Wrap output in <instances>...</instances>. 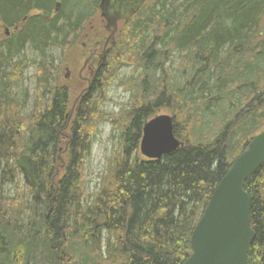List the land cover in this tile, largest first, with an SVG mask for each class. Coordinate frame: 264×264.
Wrapping results in <instances>:
<instances>
[{
    "label": "trees",
    "instance_id": "obj_1",
    "mask_svg": "<svg viewBox=\"0 0 264 264\" xmlns=\"http://www.w3.org/2000/svg\"><path fill=\"white\" fill-rule=\"evenodd\" d=\"M100 4L0 0V264H184L216 188L264 132V0H146L120 23L125 35L107 47L70 119V91L55 83L47 52L78 43ZM119 42L145 70L134 83L142 102L127 112L115 166L88 202L80 181L92 120L103 119L94 103L104 97L111 60L119 61ZM27 48L40 58L37 103L48 102L25 117L7 89L22 80L16 60ZM171 51L181 67L167 68ZM162 108L172 111L183 146L151 161L140 153L143 126ZM245 191L256 234L249 264H264V166Z\"/></svg>",
    "mask_w": 264,
    "mask_h": 264
},
{
    "label": "rangeland",
    "instance_id": "obj_2",
    "mask_svg": "<svg viewBox=\"0 0 264 264\" xmlns=\"http://www.w3.org/2000/svg\"><path fill=\"white\" fill-rule=\"evenodd\" d=\"M122 22L124 20L120 21V23ZM107 25V20L99 13L86 27V31L83 32V38L73 47L63 51L60 48L52 46L47 52V55L53 60V66L56 71L55 77L57 81L55 83L59 86L67 87L70 91V111L72 112V117H75L76 110L81 106L84 97L90 92L87 82L80 78V73L91 55L92 47L96 44L98 45L100 41L106 43L108 38H110V32L106 28ZM4 32L5 28L1 26L0 34L2 39L5 38ZM124 35L123 25L119 24L112 46H115L120 37ZM88 41L91 44L86 49L84 43ZM118 45L120 48L117 51L119 53L117 55L119 61L111 60L108 67V70L111 72L108 71V78L104 83V92L102 91L101 93L104 97L101 101L97 100L94 103L97 104L95 108L103 113V119L99 122L100 118L97 117V114L92 120L91 127L95 123H97V126L96 131L90 137V148L85 159L82 179L80 181V191L84 193L86 198L84 200L88 202H91L95 196H98L103 181L111 175V170L115 166L117 152L120 148V134L128 121L127 119L124 120L127 112L133 108V105H138L142 102L140 100L142 96L137 95L134 83L135 80L143 78L145 70L139 65L138 59L133 58L122 48L121 42ZM97 54L95 63L104 62V59L100 61L103 54L102 49ZM171 58V61L167 63V68L171 66L173 68L181 67L180 53L177 54V52L171 51ZM39 61L40 58L37 54L30 48H27L24 54L16 60V62L22 63V74L20 75L22 80L14 81L7 89V93L13 97L14 103L17 104L20 114L25 117L33 115L37 105L45 107L48 102L44 100L37 103L40 98V92H42L38 79L39 70L37 62ZM103 62L101 63V67ZM69 74L72 77L68 76L69 78H66ZM83 76H89V72L86 71ZM109 77H111L110 80ZM174 77L177 81V71L174 72ZM84 91L86 95H83ZM99 95V93H96L95 97L97 98ZM45 98L50 100V95H46ZM172 114L170 109L162 108L154 116H172ZM64 142L66 143L67 140H64ZM5 190L10 197L16 195L13 185L7 186Z\"/></svg>",
    "mask_w": 264,
    "mask_h": 264
},
{
    "label": "water",
    "instance_id": "obj_3",
    "mask_svg": "<svg viewBox=\"0 0 264 264\" xmlns=\"http://www.w3.org/2000/svg\"><path fill=\"white\" fill-rule=\"evenodd\" d=\"M144 2L101 0L100 10L108 22L107 29L113 28L110 38L117 33L119 21H129ZM6 33L9 35V30ZM182 146L175 136L172 116L157 115L143 126L140 153L144 158L161 160ZM263 166L264 132L250 142L216 188L192 233L191 254L184 264H249L256 234L252 228L251 198L245 185Z\"/></svg>",
    "mask_w": 264,
    "mask_h": 264
},
{
    "label": "flooded vegetation",
    "instance_id": "obj_4",
    "mask_svg": "<svg viewBox=\"0 0 264 264\" xmlns=\"http://www.w3.org/2000/svg\"><path fill=\"white\" fill-rule=\"evenodd\" d=\"M60 10V7L59 8H56V13H58ZM120 23V21H119ZM119 23H118V26H119ZM107 28V27H106ZM108 32H110V36L112 35V32H113V28L111 29H107ZM110 43H112V39L110 40V38H108L107 42L105 43V45L108 47L110 45ZM113 44V43H112ZM104 45V47H105ZM98 56L97 53H92L90 55V57L87 59V62L86 64L84 65V68L82 69L81 73H80V78L84 81L87 82V85H88V89L89 91H91L92 87H93V83L95 81V78L96 76L99 74V71L101 70V63L98 62V64H96V57ZM101 61V60H100ZM68 69V68H67ZM88 71L89 72V76H86L84 77L83 74ZM98 73V74H97ZM68 76L72 77V75H67L66 78H69ZM93 79V80H92ZM62 87H65V86H62ZM67 88V87H66ZM85 94V91L83 93V95ZM86 95V94H85ZM72 117V112L70 114V119ZM69 119V120H70Z\"/></svg>",
    "mask_w": 264,
    "mask_h": 264
},
{
    "label": "bare ground",
    "instance_id": "obj_5",
    "mask_svg": "<svg viewBox=\"0 0 264 264\" xmlns=\"http://www.w3.org/2000/svg\"><path fill=\"white\" fill-rule=\"evenodd\" d=\"M145 1H146V0H145ZM144 3H145V2H144ZM200 12H201V11H200ZM89 16H90V15H89ZM184 16H185V15H184ZM91 17H92V16H91ZM91 17H90V18H91ZM211 20H212V19H211ZM184 21H185V20H184ZM99 59H100V58H99ZM102 62H103V61H102ZM102 62H101V63H102ZM179 69H180V68H179ZM17 74H18V73H17ZM12 76H13V75H12ZM12 76H11V77H12ZM20 78H21V77H20ZM77 104H78V103H77Z\"/></svg>",
    "mask_w": 264,
    "mask_h": 264
}]
</instances>
